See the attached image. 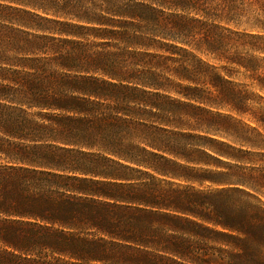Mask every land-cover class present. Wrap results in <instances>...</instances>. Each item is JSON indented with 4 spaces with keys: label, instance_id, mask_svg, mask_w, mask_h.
Returning a JSON list of instances; mask_svg holds the SVG:
<instances>
[{
    "label": "trees",
    "instance_id": "16d2710c",
    "mask_svg": "<svg viewBox=\"0 0 264 264\" xmlns=\"http://www.w3.org/2000/svg\"><path fill=\"white\" fill-rule=\"evenodd\" d=\"M159 91L253 123L230 134L251 150L214 152L235 174L198 168L212 154L168 130L191 105ZM256 100L264 0H0V264H264Z\"/></svg>",
    "mask_w": 264,
    "mask_h": 264
},
{
    "label": "rangeland",
    "instance_id": "374dc122",
    "mask_svg": "<svg viewBox=\"0 0 264 264\" xmlns=\"http://www.w3.org/2000/svg\"><path fill=\"white\" fill-rule=\"evenodd\" d=\"M175 57L181 61L184 60L185 64L188 65H193L198 61V59H200L202 62L216 67V71L223 76H226V78L233 84L250 85V82L244 78L242 70H238L233 65H227L224 62H219L212 56L199 53L197 54L198 59L190 54H185V56L176 55ZM165 64V66L168 68L167 70L170 71L179 69L181 67L178 62L165 61ZM166 72L163 70L162 73H164L165 77L167 78L171 77L170 79L175 84L181 83V86L196 87L195 84L187 81L179 82L174 76L170 75L171 73ZM198 87L202 89L200 96H202V98H204L207 102H214L216 100V96L212 92V90H209L206 86L203 85H200ZM248 91L256 93V90L252 88V85L248 87ZM159 94L163 95L164 97H169V99L163 100V102L165 103H167L168 101L169 103L183 102L191 105V107H186L182 111L184 125L180 127L181 129L168 127V130L179 132L184 135L182 140L187 144V149L189 151H192V156L194 158L205 160L202 155L196 153L195 151H206L212 154V157L207 160L210 165H201L198 166V168L207 169L212 173L228 172L235 174V162L225 157H219L214 152L220 151L230 154H237L236 150L239 149L251 150V148H249L248 146L241 144L235 138L231 137L230 134H234L237 125L236 122H240V124L243 123L251 125H253V123H251L246 117H240L235 112L226 107H219L216 105H211L210 103L189 101L174 91H159ZM249 108L264 109V101L261 102L256 100L250 105ZM154 112H156L157 114L160 113V111L157 110H154ZM208 148H212V150ZM212 178L218 180H227L226 177H220L217 175H212ZM205 186L211 185L207 183Z\"/></svg>",
    "mask_w": 264,
    "mask_h": 264
}]
</instances>
